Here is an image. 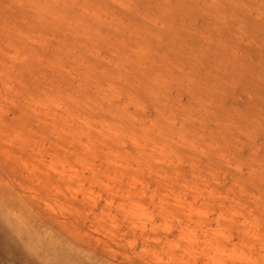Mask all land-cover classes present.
<instances>
[{"label": "rangeland", "instance_id": "rangeland-1", "mask_svg": "<svg viewBox=\"0 0 264 264\" xmlns=\"http://www.w3.org/2000/svg\"><path fill=\"white\" fill-rule=\"evenodd\" d=\"M0 264H264V0H0Z\"/></svg>", "mask_w": 264, "mask_h": 264}]
</instances>
